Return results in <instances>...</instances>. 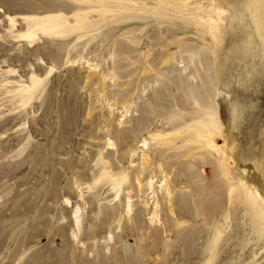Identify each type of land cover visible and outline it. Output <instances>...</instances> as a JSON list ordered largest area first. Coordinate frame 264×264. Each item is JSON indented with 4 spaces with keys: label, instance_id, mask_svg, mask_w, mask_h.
I'll return each instance as SVG.
<instances>
[{
    "label": "rangeland",
    "instance_id": "obj_1",
    "mask_svg": "<svg viewBox=\"0 0 264 264\" xmlns=\"http://www.w3.org/2000/svg\"><path fill=\"white\" fill-rule=\"evenodd\" d=\"M233 1L0 0V264H264V21Z\"/></svg>",
    "mask_w": 264,
    "mask_h": 264
},
{
    "label": "bare ground",
    "instance_id": "obj_2",
    "mask_svg": "<svg viewBox=\"0 0 264 264\" xmlns=\"http://www.w3.org/2000/svg\"><path fill=\"white\" fill-rule=\"evenodd\" d=\"M234 4H237L238 9H240L241 7H245L246 9L252 8V9L256 10L257 12H258L257 7L261 6V18L264 21V0H238V1H235ZM260 23L263 24L261 22V20H260ZM256 26H258V23ZM261 29H262V38H263L262 43L264 44V31H263L262 25H259L258 30L260 31ZM140 147L142 148L143 146H140ZM141 160H142V164H143L142 168L143 167L146 168V166H148V158H146V154L144 152L142 153ZM140 173H142L141 170L139 171V174ZM244 184L246 185L247 188H249L251 190V192H253L254 194H257L259 197H261L264 200V180H260L259 178L255 177L254 179H252L250 184H246V183H244ZM162 186H164L166 188V180L165 179L162 182ZM152 200H153L152 204L156 205V201H155L154 197H152ZM172 200H174V196H172V194H171L169 197V201H172ZM136 207H138V206H136ZM138 208H137V210H139ZM152 214H153L152 215V217H153L155 215V211H153Z\"/></svg>",
    "mask_w": 264,
    "mask_h": 264
}]
</instances>
